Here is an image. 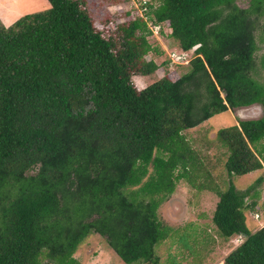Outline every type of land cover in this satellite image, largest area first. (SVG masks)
<instances>
[{"label": "trees", "instance_id": "16d2710c", "mask_svg": "<svg viewBox=\"0 0 264 264\" xmlns=\"http://www.w3.org/2000/svg\"><path fill=\"white\" fill-rule=\"evenodd\" d=\"M48 1L0 19V264H80L75 252L93 233L127 264H159L156 247L175 232L160 205L201 165L186 130L255 103L261 117L217 132L230 178L212 219L223 238H241L221 264H264V225L252 230L246 214H259L262 177L246 189L232 179L264 164V81L254 75L264 0H149L118 36L98 28L85 0ZM148 19L194 51L177 79H151L165 63L145 59L161 53ZM137 76L149 83L138 88Z\"/></svg>", "mask_w": 264, "mask_h": 264}, {"label": "rangeland", "instance_id": "374dc122", "mask_svg": "<svg viewBox=\"0 0 264 264\" xmlns=\"http://www.w3.org/2000/svg\"><path fill=\"white\" fill-rule=\"evenodd\" d=\"M138 2L139 0H85V5L98 28H101L106 35L111 33L118 36L122 33L119 30L120 26L135 17H143L142 14L146 12L137 10ZM237 3L241 7H246L249 0H237ZM156 4L157 2L154 5ZM130 5H134V9L131 6L132 11H128ZM49 6L48 0H0V19L5 25H9L26 13L44 10ZM147 21L151 30V33L147 35V40L152 47L159 48L161 53H157L152 48L145 59L152 58L158 64L165 63L151 75V79L161 77L166 71L170 78L177 79L187 71L188 67L186 64L172 65L169 63L168 53L177 45L169 34L171 29L164 23L158 29L155 22L149 19ZM262 22L263 18L259 20L258 29L255 31L258 50L256 52L257 70L254 75L264 81V72L259 66L260 57L264 53ZM134 80L138 88H143L149 83V80L138 76L134 77ZM238 113L237 109H228L186 130L185 134L189 142L199 152L201 165L187 178L180 180L175 191L160 205L161 221L172 227L175 232L172 231L173 233L156 247L159 264H175L176 262L179 264H221L226 255L240 243L237 236L229 239L223 238L212 219L219 200L216 189L217 187L225 188L230 178L225 168V148L217 142V132L222 127L237 124L240 117ZM259 177H262L261 183L257 186L259 197L256 208L259 214L254 216L255 213L252 214L246 210L252 230L264 225V164L261 169L246 175L232 176L238 189H246ZM75 257L80 264H127L115 253L106 238L98 233L89 235L79 245ZM42 264L51 263L44 261ZM135 264L153 263L138 262Z\"/></svg>", "mask_w": 264, "mask_h": 264}, {"label": "built area", "instance_id": "2783aa9c", "mask_svg": "<svg viewBox=\"0 0 264 264\" xmlns=\"http://www.w3.org/2000/svg\"><path fill=\"white\" fill-rule=\"evenodd\" d=\"M147 2H148V0H139V2H138L139 5L137 6V10L145 11L147 9L146 8ZM131 6L134 9V5H130V9H128V11H130V10L132 11ZM159 27H161V25L157 24L158 29H159ZM172 49L173 50H171L168 53V57H167L169 60V63L172 65H185V64L187 65L194 55L193 50L185 51V50H180L177 47H173ZM239 239L241 240V238H239Z\"/></svg>", "mask_w": 264, "mask_h": 264}, {"label": "water", "instance_id": "95a60500", "mask_svg": "<svg viewBox=\"0 0 264 264\" xmlns=\"http://www.w3.org/2000/svg\"><path fill=\"white\" fill-rule=\"evenodd\" d=\"M237 110H239V118L242 119H256L262 116V107L258 103L249 106L239 107Z\"/></svg>", "mask_w": 264, "mask_h": 264}, {"label": "crops", "instance_id": "0c3cea01", "mask_svg": "<svg viewBox=\"0 0 264 264\" xmlns=\"http://www.w3.org/2000/svg\"><path fill=\"white\" fill-rule=\"evenodd\" d=\"M234 109H238V108H234Z\"/></svg>", "mask_w": 264, "mask_h": 264}]
</instances>
